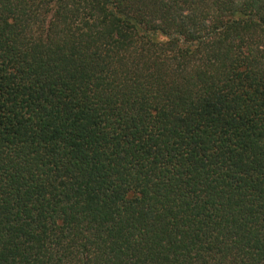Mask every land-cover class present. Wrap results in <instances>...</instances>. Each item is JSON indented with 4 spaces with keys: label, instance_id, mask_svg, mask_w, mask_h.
<instances>
[{
    "label": "trees",
    "instance_id": "obj_1",
    "mask_svg": "<svg viewBox=\"0 0 264 264\" xmlns=\"http://www.w3.org/2000/svg\"><path fill=\"white\" fill-rule=\"evenodd\" d=\"M0 264H264V0H0Z\"/></svg>",
    "mask_w": 264,
    "mask_h": 264
}]
</instances>
